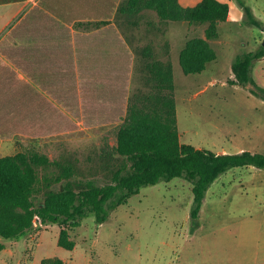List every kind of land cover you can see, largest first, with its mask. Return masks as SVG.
I'll return each instance as SVG.
<instances>
[{"label": "rangeland", "instance_id": "374dc122", "mask_svg": "<svg viewBox=\"0 0 264 264\" xmlns=\"http://www.w3.org/2000/svg\"><path fill=\"white\" fill-rule=\"evenodd\" d=\"M200 1L177 3L192 8ZM217 1L227 3L229 13L225 21L217 23L212 38L207 37L206 22L162 20L148 9L130 17L116 11L53 12L66 22L88 17L111 19L129 42L136 67H143L150 54L171 64L180 144L213 152L264 154V99L253 95L250 85L230 84L236 56L262 47L264 0ZM103 2L109 5L112 1ZM245 6L263 29L246 21ZM30 17L28 14L27 20ZM40 18L53 22L43 15ZM15 20V16H7L0 23V36ZM102 21L105 23L96 22V26L109 23ZM76 25L77 30L91 26ZM192 40L203 42L216 59L201 73L186 75L179 54ZM252 76L264 86V57L254 62ZM134 79L136 97L154 92L138 71ZM52 82L55 98L68 100L70 109L49 115L45 124L53 127L48 137L40 128L36 138L25 140L21 151L49 159L47 166L38 168L43 179L33 198L36 205L49 191L61 190L66 184L76 191L88 182L107 184L116 170L128 164L115 152L117 130L127 112L114 113V80L100 88L103 100L111 103L89 104L86 98L83 105L75 94V81H71V95L66 97L62 96V81ZM192 200L191 184L183 178L142 187L104 223L97 225L88 213L79 226L69 228L65 239L73 242L72 250L58 245L62 226L35 220L33 228L19 239L0 238V264H264V169L234 167L219 175L208 188L194 225L190 220Z\"/></svg>", "mask_w": 264, "mask_h": 264}, {"label": "trees", "instance_id": "16d2710c", "mask_svg": "<svg viewBox=\"0 0 264 264\" xmlns=\"http://www.w3.org/2000/svg\"><path fill=\"white\" fill-rule=\"evenodd\" d=\"M144 9L156 11L162 20L206 22L209 24L206 30L208 38L216 36L217 23L225 21L229 13L228 4L217 0H201L192 8L181 7L177 0H125L120 2L116 13L130 17ZM244 13L249 24L263 29V24L254 17L249 7H244ZM87 23L91 27L96 26V22ZM104 23L98 21L97 24ZM262 57L264 47L236 56L231 64L234 80L230 84L250 85V92L264 99V86L259 85L252 76L254 62ZM215 59V52L200 40L187 42L179 54V64L186 75L201 73L207 63ZM141 68L143 79L151 84L154 92L140 97L134 93L130 100L127 117L117 130L115 147V152L128 164L114 172L111 182L101 186L88 182L78 191L66 184L61 190L49 191L43 202L36 205L33 198L43 179L38 174V168L47 166L49 159L37 153L22 152L0 158L1 239H19L33 228L37 220L40 224L62 226L58 245L72 250L73 242L65 239L67 231L79 226L88 213L93 214L95 223L100 225L118 206L138 194L142 187L177 177L191 184L193 200L190 220L194 225L206 192L219 175L234 167L264 169L262 153L248 150L213 152L180 144L171 64L161 62L150 54Z\"/></svg>", "mask_w": 264, "mask_h": 264}, {"label": "crops", "instance_id": "0c3cea01", "mask_svg": "<svg viewBox=\"0 0 264 264\" xmlns=\"http://www.w3.org/2000/svg\"><path fill=\"white\" fill-rule=\"evenodd\" d=\"M111 1L107 5L103 0H0V23L7 16L16 19L0 36V158L20 153L25 140L36 138L40 128L48 137L53 127L45 124L49 115L70 109L68 100L55 98V79L62 81L63 97L71 95L75 81L80 105L86 98L89 104H103L100 88L114 80V113L127 112L136 71L143 73L119 27L101 17L66 22L53 12L116 11L122 0ZM41 15L55 23L43 22ZM102 20L109 23L74 27Z\"/></svg>", "mask_w": 264, "mask_h": 264}, {"label": "water", "instance_id": "95a60500", "mask_svg": "<svg viewBox=\"0 0 264 264\" xmlns=\"http://www.w3.org/2000/svg\"><path fill=\"white\" fill-rule=\"evenodd\" d=\"M262 47H264V41L262 42Z\"/></svg>", "mask_w": 264, "mask_h": 264}]
</instances>
